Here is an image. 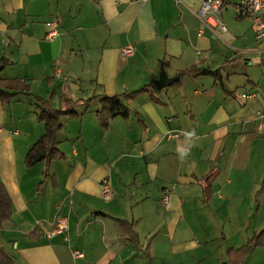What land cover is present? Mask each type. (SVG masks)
<instances>
[{"label":"crops","instance_id":"obj_1","mask_svg":"<svg viewBox=\"0 0 264 264\" xmlns=\"http://www.w3.org/2000/svg\"><path fill=\"white\" fill-rule=\"evenodd\" d=\"M242 2L220 11L224 41L200 34V0H0V78L28 86L0 101V182L13 204L0 264H224L264 231V40L239 15ZM57 18L60 35L48 41ZM128 45L135 55L124 58ZM150 85L124 101L129 119L101 127V98ZM37 98L57 110L92 100L62 117L65 158L48 178L45 162L25 163L46 133ZM191 130L196 146L181 163L186 139L166 134ZM60 218L68 229L51 236ZM243 264H264V247Z\"/></svg>","mask_w":264,"mask_h":264},{"label":"trees","instance_id":"obj_2","mask_svg":"<svg viewBox=\"0 0 264 264\" xmlns=\"http://www.w3.org/2000/svg\"><path fill=\"white\" fill-rule=\"evenodd\" d=\"M197 72L196 68H191L187 71L182 72L177 80L188 75L195 74ZM204 75L217 76V72L205 71ZM153 85L145 87L140 92L134 94H124L122 96L107 97L104 96L100 99L101 109L97 113L100 125L103 129H108L110 124L115 119L121 117L124 119H129V109L125 105V100H130L136 98L138 95L143 93H151ZM6 89L15 91V93L6 91ZM28 86L23 80L13 79V80H2L0 78V101L3 104L11 102L19 94H27ZM88 101H92L91 99ZM88 101L84 102L87 103ZM82 101H67L66 109H53L48 101L37 98V109L39 110L38 121L44 123L46 133L45 135L30 149L26 156V166L32 168L35 165L45 162L47 170L45 172V177H49V168L53 161L62 160L65 156L58 149V134L63 130L62 117H77L76 108L81 104ZM140 124L144 127L143 121L140 120ZM13 214V204L10 197L4 187L0 182V229H2L4 223L8 222L12 218ZM123 225L128 224L124 221H120ZM253 247H264V231L255 234L254 237L241 249L230 250L228 252L229 260L224 264H243L245 258L249 254ZM1 264H4V258H2ZM11 264V262L9 263Z\"/></svg>","mask_w":264,"mask_h":264},{"label":"built area","instance_id":"obj_3","mask_svg":"<svg viewBox=\"0 0 264 264\" xmlns=\"http://www.w3.org/2000/svg\"><path fill=\"white\" fill-rule=\"evenodd\" d=\"M100 1V0H96ZM228 0H200V8L196 12V16L200 21L201 28L200 34L202 35L205 30H210L216 37L219 36L217 30L220 33V39L227 40L229 36L227 35V28L220 19V11ZM241 17H252L253 19V30L257 40H264V0H243L240 9ZM49 31L47 33L46 39L48 41H53L56 39L60 33V20L53 19L49 24ZM223 36V37H222ZM224 40V41H225ZM121 54L124 58H131L135 55V48L132 45H128L121 50ZM56 76L61 77V71L57 70ZM254 94L244 95V98H253ZM258 116L261 120H264V113L258 112ZM258 133H261L262 126L258 128ZM168 140H183L185 138L184 132L169 131L166 134ZM197 139V136L193 138ZM103 196L105 200H110L112 195V187L109 180H105L102 184ZM164 203L168 206L169 199L166 197ZM68 229V222L66 218H60L58 220V225L56 230L50 234L51 236L62 235ZM78 256L77 253H74Z\"/></svg>","mask_w":264,"mask_h":264},{"label":"clouds","instance_id":"obj_4","mask_svg":"<svg viewBox=\"0 0 264 264\" xmlns=\"http://www.w3.org/2000/svg\"><path fill=\"white\" fill-rule=\"evenodd\" d=\"M185 139L187 141V147H178L177 153H178V159L181 163H184L191 155V149L196 146L195 140L193 139L195 137V131H186L184 133Z\"/></svg>","mask_w":264,"mask_h":264},{"label":"water","instance_id":"obj_5","mask_svg":"<svg viewBox=\"0 0 264 264\" xmlns=\"http://www.w3.org/2000/svg\"><path fill=\"white\" fill-rule=\"evenodd\" d=\"M166 81H167L166 76H165V75H162V76L160 77V79H159L158 81L155 82V85H156L157 89H162V88H164V87L167 85V84H166Z\"/></svg>","mask_w":264,"mask_h":264},{"label":"rangeland","instance_id":"obj_6","mask_svg":"<svg viewBox=\"0 0 264 264\" xmlns=\"http://www.w3.org/2000/svg\"><path fill=\"white\" fill-rule=\"evenodd\" d=\"M0 68H1V66H0ZM85 97H86V96H85ZM252 229H253V227L250 226V224H249L248 227H247V232L251 231Z\"/></svg>","mask_w":264,"mask_h":264}]
</instances>
